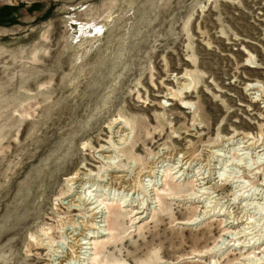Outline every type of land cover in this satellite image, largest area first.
Returning <instances> with one entry per match:
<instances>
[{
	"label": "rangeland",
	"instance_id": "rangeland-1",
	"mask_svg": "<svg viewBox=\"0 0 264 264\" xmlns=\"http://www.w3.org/2000/svg\"><path fill=\"white\" fill-rule=\"evenodd\" d=\"M0 19V264H264V0Z\"/></svg>",
	"mask_w": 264,
	"mask_h": 264
},
{
	"label": "bare ground",
	"instance_id": "bare-ground-1",
	"mask_svg": "<svg viewBox=\"0 0 264 264\" xmlns=\"http://www.w3.org/2000/svg\"><path fill=\"white\" fill-rule=\"evenodd\" d=\"M182 82L186 80L185 77L182 76V78L180 79ZM258 85L257 84H252V86H250V91L254 90L255 88H257ZM186 103V102H185ZM129 123L126 121V124ZM122 129V127H121ZM107 152V151H106ZM105 152V153H106ZM119 161V160H118ZM114 174H117L116 172ZM182 176V175H181ZM127 199V197H126ZM125 200V199H124ZM96 211V212H94ZM145 212H141V213H138V214H141V215H144ZM93 215L94 216H97L94 220V224L92 227H94L92 230L93 231H90L91 235L88 237V238H85L86 240H88V242L86 243H80V245L78 246V250L79 252L77 253L79 256H90V253L89 251L91 250L88 246H90V241L92 240H95V239H98V234H100L101 230L103 229V226L101 225L103 223V211L101 210V208L99 206H97L96 208L93 209ZM140 219V218H139ZM121 223H117V226L119 227ZM80 259V257H79ZM72 262V261H71ZM74 262V261H73ZM259 262V261H258ZM84 264V263H83Z\"/></svg>",
	"mask_w": 264,
	"mask_h": 264
},
{
	"label": "trees",
	"instance_id": "trees-1",
	"mask_svg": "<svg viewBox=\"0 0 264 264\" xmlns=\"http://www.w3.org/2000/svg\"><path fill=\"white\" fill-rule=\"evenodd\" d=\"M1 20V19H0ZM0 23H3V21H0Z\"/></svg>",
	"mask_w": 264,
	"mask_h": 264
}]
</instances>
